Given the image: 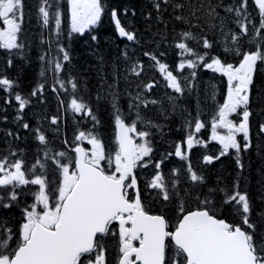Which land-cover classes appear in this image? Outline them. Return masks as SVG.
<instances>
[{
    "label": "snow or ice",
    "instance_id": "6c2138e0",
    "mask_svg": "<svg viewBox=\"0 0 264 264\" xmlns=\"http://www.w3.org/2000/svg\"><path fill=\"white\" fill-rule=\"evenodd\" d=\"M65 4L70 14L69 35L83 34L85 29L96 25L104 13L101 0H40L38 13L42 26L49 27L50 22H54L53 34L57 43ZM155 7L159 10L160 4L156 3ZM175 7L182 8L183 5ZM23 9L24 0H0V22L3 24L0 28V49H16L18 54L24 49L25 45L19 42ZM224 10L235 14L234 23L239 29V32L229 30L235 47L225 44L224 51L240 57L239 62L227 63L219 56L209 57L207 52H196L187 41H202L204 49H211L213 43L207 37H197L188 31L181 34L176 48L181 56L187 54L196 59H182L177 70L182 72L185 68L203 66L227 78L225 99L217 105L210 122V139L222 145V149L215 157L205 155L203 161L211 164L227 155L229 150H234L236 164L243 169L240 154L253 147L250 125L253 115L252 85L254 76L258 72L264 73V0H251V5L249 0H239L234 6H224ZM212 11L215 12V9ZM253 12L259 17L258 26L253 22ZM111 17L119 36L133 41L135 35L121 26L115 9L111 11ZM176 19L183 18L177 16ZM229 33L224 34L226 40ZM245 37H249V44L254 50H242L241 40ZM58 51L63 54V62L70 60L63 46H59ZM45 55L40 57L42 61H45ZM145 55L156 62L167 82L166 86L183 96L185 88L168 66L160 63L155 55ZM63 62L56 57L47 60L59 89L67 92L70 85L75 93L77 83L74 78L67 81L59 78L58 74L64 69ZM8 64L11 66L12 61L9 60ZM130 71L140 76L143 66L134 64ZM195 76L193 71L191 77L194 79ZM184 79L188 80V77ZM14 84V81L0 77V89L18 103L16 119L22 120V113L30 100L13 93ZM43 87L41 84L31 95L41 93ZM154 87L153 83H148L144 85V90L150 92ZM53 91H57L56 86H53ZM212 98L215 99V95ZM177 99L176 96L168 97L173 112ZM260 99L264 100V97ZM133 100L136 103H130L129 109L135 111V118L130 123L113 103L114 147L106 145L98 133L87 130L79 131L71 144L64 141L68 151L53 153L45 147L43 159L37 157L28 167H25L23 158L11 159L17 155L14 151L0 157V208L11 209L19 204L22 195L32 196V202L21 209V222L15 232L0 225V264H109V239L116 243L115 264H264V243L254 241L257 229L250 222L252 207L247 193L239 191V182L233 185L231 192L227 188H210L208 194L199 191L204 177L193 169L188 152L195 144L207 147V142L195 136L208 127L199 118L200 113L194 118V132H189L183 141L175 142L174 152L153 161L151 129L160 130L161 125L147 119L140 109L161 102L145 99L141 93H137ZM67 108L73 113H83L98 123L92 110L75 97ZM261 112L264 113V108ZM233 116L236 119L231 118ZM51 123L57 124L58 118L53 117ZM188 125L193 127V121H188ZM22 127L29 129L30 125L23 123ZM34 131L39 143L47 146L45 134L39 128ZM262 134L264 119L256 132L257 136ZM173 155L187 162L188 188L180 187L179 169L172 170L170 182L160 170L164 160ZM49 161L54 167H49ZM150 166L155 172L150 178L145 175L141 186L139 177L144 173L138 170H146ZM29 185L36 187L31 190ZM217 191L223 194L219 206L213 199V193ZM145 192H154L151 200L143 195ZM190 200L195 202V208L189 206ZM152 201L160 204L159 213L151 211ZM225 206L231 207V222L221 218ZM165 210L174 215L166 214Z\"/></svg>",
    "mask_w": 264,
    "mask_h": 264
},
{
    "label": "trees",
    "instance_id": "16d2710c",
    "mask_svg": "<svg viewBox=\"0 0 264 264\" xmlns=\"http://www.w3.org/2000/svg\"><path fill=\"white\" fill-rule=\"evenodd\" d=\"M101 2L104 6L101 20L86 29L83 34L70 35V15L65 4L62 8L61 33L57 43L53 34L54 22H50L49 27L42 26L38 13L40 0H24V20L19 42L25 47L19 54L16 49H0V77L14 81L12 92L30 100V104L22 113L23 119L17 120L18 103L0 89V157L14 151L17 155L11 159L23 158L25 167H28L37 157L43 159L45 147L51 149L53 153L68 151L64 141L67 140L71 144L79 131L87 130L98 133L106 145L114 147L116 128L113 103L115 102L124 114L126 122L130 123L135 118V111L129 109V104H135L133 98L137 93H141L145 99L161 102L149 105L147 109L143 107L140 109L141 114L147 119L161 125L160 130L151 129L153 161H159L168 152H174V143L183 141L189 132H194V118L200 113L199 118L208 127L195 136L207 142V147L195 144L188 152V160L193 169L204 177V183L199 191L208 194L210 188H227L231 192L233 185L239 182V191L247 193L252 207L250 222L254 223L257 229L254 241L264 243V134L256 135L259 123L264 119V113L261 112L264 100L260 99L264 97V73L258 72L254 76L251 104L253 115L250 117L253 147L240 154L244 165L241 169L236 164L234 150H229L227 155L221 156L211 164L203 161L205 155L215 157L222 149L218 142L210 139V122L217 105L222 104L225 99L227 78L203 66L196 69L185 68L182 72L177 70L182 59H196L195 56L187 54L181 56L180 50L176 48L181 34L188 31L197 37H207L213 43L211 49H204L202 41L199 43L194 40L187 41L189 47L196 52L200 54L207 52L209 57L219 56L227 63L239 62L240 57L224 51L225 44L235 47L231 43L229 30L239 32L234 23L235 14L226 13L224 6H234L239 0H168L167 3L164 0H101ZM156 3L160 4L159 10L155 7ZM249 3L251 5V0ZM177 4L183 7L176 8ZM113 9L117 11L121 26L135 35L133 41L119 36L115 21L111 17ZM177 16L183 19L178 20ZM258 21V15L253 12V22L257 26ZM2 26L0 22V28ZM249 27L251 36V25ZM225 33H229L227 40ZM93 36L96 37L95 40L92 39ZM241 45L242 50L249 48L254 50L249 44V37L243 38ZM59 46H63L68 52L70 56L68 62L62 61L63 54L58 51ZM145 53L155 55L160 63L166 64L168 70L178 77L185 88L183 96L166 86L167 82L158 65ZM42 55H45V61L40 59ZM53 57L61 59L64 63L63 71L58 74L59 78L65 81L69 78L75 79L77 83L75 93L72 92L70 85L67 92L56 85V77L47 64V60ZM9 60L12 61L11 66L8 64ZM137 63L143 66L140 76L130 71ZM193 71L196 72L194 79L191 77ZM42 72L44 75H41ZM185 77H188V80H185ZM148 83L155 85L150 92L144 90V85ZM41 84L44 86L43 91L32 96L31 93ZM53 86H56L57 91H53ZM213 95L215 99L212 98ZM169 96L178 97L174 112L168 100ZM73 97L92 110L98 123L83 113H73L67 108ZM6 100L11 102L5 103ZM53 117L58 118L57 124L51 123ZM188 121H193V127H189ZM23 123H28L30 128L24 129ZM36 128L45 134L47 146L41 145L36 139L34 131ZM48 163L50 168L54 167L50 161ZM186 166V161H181L173 155L164 160L160 170L166 181L170 182L172 170L179 169L180 187L188 188ZM138 171L144 173L139 177L143 186L145 175L150 178L155 169L150 166L146 170ZM35 187L29 185L28 189L34 190ZM143 195L151 200L154 192H145ZM213 199L219 206L223 194L217 191L213 193ZM31 202V195H22L19 204L13 208H0V225L7 226L15 232L21 222V209ZM188 203L190 207H196L194 201L190 200ZM151 211L159 213L160 204L152 201ZM165 212L174 215L168 210ZM221 218L229 222L233 220L230 206H225Z\"/></svg>",
    "mask_w": 264,
    "mask_h": 264
},
{
    "label": "flooded vegetation",
    "instance_id": "af4514ba",
    "mask_svg": "<svg viewBox=\"0 0 264 264\" xmlns=\"http://www.w3.org/2000/svg\"><path fill=\"white\" fill-rule=\"evenodd\" d=\"M108 243H109V247H110V253L108 255L109 264H115V247H116V243L112 239H109Z\"/></svg>",
    "mask_w": 264,
    "mask_h": 264
},
{
    "label": "rangeland",
    "instance_id": "374dc122",
    "mask_svg": "<svg viewBox=\"0 0 264 264\" xmlns=\"http://www.w3.org/2000/svg\"><path fill=\"white\" fill-rule=\"evenodd\" d=\"M231 118H233V119H236V117L235 116H233V117H231ZM222 132L224 131V130H221ZM217 142V141H216Z\"/></svg>",
    "mask_w": 264,
    "mask_h": 264
}]
</instances>
